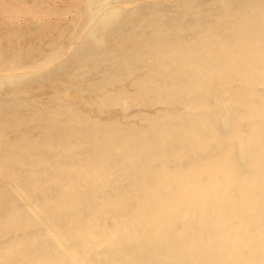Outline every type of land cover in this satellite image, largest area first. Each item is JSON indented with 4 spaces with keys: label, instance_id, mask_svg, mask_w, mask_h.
Returning <instances> with one entry per match:
<instances>
[{
    "label": "bare ground",
    "instance_id": "1",
    "mask_svg": "<svg viewBox=\"0 0 264 264\" xmlns=\"http://www.w3.org/2000/svg\"><path fill=\"white\" fill-rule=\"evenodd\" d=\"M71 6L0 54V264H264V0Z\"/></svg>",
    "mask_w": 264,
    "mask_h": 264
},
{
    "label": "rangeland",
    "instance_id": "2",
    "mask_svg": "<svg viewBox=\"0 0 264 264\" xmlns=\"http://www.w3.org/2000/svg\"><path fill=\"white\" fill-rule=\"evenodd\" d=\"M42 1H44V2H42ZM79 1L80 0H8V1L7 0H0V19H1L0 20V49H1L0 50V54L5 57V56H8V55H13L15 53H19V54L21 53L20 55L17 54L20 57L18 62L19 63H25V62L31 61V59H33V61H34V60L42 57L44 53H47L48 51H50V49H51L50 42L53 43V41H54L55 44H56L57 41L59 43L62 42L61 43L62 49H65L66 45L69 42V39H71V36H72L71 34H73V31H74V29L76 27L75 24H76V22L78 20V17L75 16V14H73V13L72 14L69 13V15L67 14L65 16H63V15H64L65 11L69 10V8L71 9V7H72L71 5L77 4ZM37 2H40V3L37 4ZM41 3H43V4H41ZM49 7H52V8H49ZM56 7H57V9H55ZM13 15H15V16L13 17ZM19 15H21V16H19ZM7 16H8L9 19L5 18ZM25 17H26V19H25ZM51 19H52V21H51ZM16 20L17 21L19 20V21L16 22ZM3 22H5V23H3ZM30 25H32V26L30 27ZM33 25L35 27H33ZM63 26H64L65 29L63 28ZM4 28H6V29L4 30ZM14 28L15 29L17 28L18 30L16 29V31H15ZM25 28H26V31H25ZM7 29H8V31H7ZM34 29H35V31H34ZM60 30H63L65 32V33L63 32L65 35H62L63 33L61 34ZM21 31L24 32V33H21ZM5 32H6L7 35L5 34ZM31 32H33L34 34L33 33L30 34ZM70 32H72V33H70ZM9 33H11L13 35H11V34L9 35ZM50 34H52V35H50ZM58 34L61 35V36L59 37ZM57 35H58V37H57ZM50 36L53 37V38H50V40H49ZM46 37H47V39H46ZM56 37L59 38V39H57ZM6 38H10L11 40L10 39H6ZM47 40H48V42H47ZM64 42H66V43H64ZM36 44H37V46H36ZM30 45L33 46L32 49H30L31 48V47H29ZM21 46H22V48H21ZM39 46H40V48H39ZM27 47H29V48H27ZM35 47H36V49H33ZM69 49L70 48L65 49L64 53L65 52L66 53L65 54L63 53L62 55H64V56L67 55L68 56L69 52H70ZM8 51H10V52H8ZM38 53H39V55H38ZM70 58H72V57H70ZM80 59L81 58H79V56H78V57L74 58L73 62H70V65H68V67H67L69 69V71L74 70L75 64H77V62L79 63ZM56 72H57V70H51L50 72H46V71L43 72V73H45V75L42 76L45 79V80L42 81L44 83V85H43L42 82H40L38 85L37 84H33V85L30 84V85L26 86V88H24V91L25 90L27 91V92L25 91L24 94L25 95H29V96L31 95L30 97H36V98H39V97L41 98L42 96L44 97L45 94H47V95L50 94V92L53 91V89L56 87V85H58L57 76L60 75L59 74L60 72H57V73ZM88 75L91 76V73H89ZM48 77H49L50 80L48 79ZM52 80H53V82H52ZM54 82H55V84H54ZM43 89H45V90L43 91ZM58 89H59V87H57L56 91H58ZM7 90H5V91L3 90V91L6 92ZM38 91H39V93H38ZM28 92H30V93H28ZM33 93H35V94H33ZM40 93H42L43 95L40 94ZM85 107H86L85 109L88 108V106H85Z\"/></svg>",
    "mask_w": 264,
    "mask_h": 264
}]
</instances>
